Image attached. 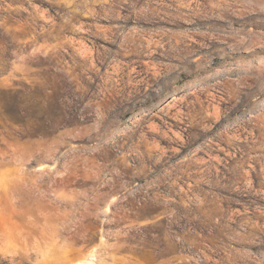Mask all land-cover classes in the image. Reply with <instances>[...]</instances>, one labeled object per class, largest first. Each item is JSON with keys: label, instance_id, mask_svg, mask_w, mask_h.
<instances>
[{"label": "rangeland", "instance_id": "374dc122", "mask_svg": "<svg viewBox=\"0 0 264 264\" xmlns=\"http://www.w3.org/2000/svg\"><path fill=\"white\" fill-rule=\"evenodd\" d=\"M0 264H264V0H0Z\"/></svg>", "mask_w": 264, "mask_h": 264}]
</instances>
